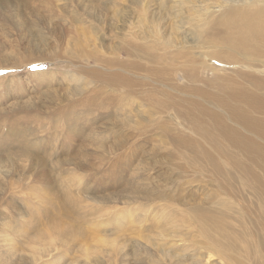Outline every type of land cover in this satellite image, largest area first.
Instances as JSON below:
<instances>
[{
    "label": "rangeland",
    "instance_id": "obj_1",
    "mask_svg": "<svg viewBox=\"0 0 264 264\" xmlns=\"http://www.w3.org/2000/svg\"><path fill=\"white\" fill-rule=\"evenodd\" d=\"M121 1L125 24L119 21V15H114L118 0L70 3L60 0L55 14L66 16L73 9L82 13L80 5H84L89 30L86 28V37L91 43L95 40L99 48L90 45L87 49L98 50L99 58L114 55L120 60L130 57L144 65L161 64L157 58L151 60L143 47V51L138 50V46L148 41L144 44L131 34L136 27L132 23L140 14L135 8L145 4L157 12L162 0ZM252 1L257 6L264 4V0ZM3 7H0V43L5 41L0 44V264H168L170 259L169 264H176L173 257H167L168 252L178 250L175 243L166 245L165 252H155L144 238L134 237L137 223L129 221L135 215L150 216L163 203L184 208L192 199L213 202L215 198L208 194L214 191L235 200L232 205L239 203L235 205L239 210H249L247 205L252 197L249 191L257 188L255 183L238 172L228 159L219 156V150L208 145L199 148L197 142L202 147L199 141L203 140L191 124L176 111L160 107L147 97L153 95L148 89L155 85L162 87L160 81L150 80L144 71L126 70L136 80L134 90L126 92L123 85L112 86L99 76L93 78L88 74L79 91L69 94L65 78L69 73H78L76 65L100 70L101 60H74L70 56L69 22L45 19L47 12L43 6L39 11L43 14L41 20L32 10L20 8L21 26L16 25L13 10ZM58 21L68 32L62 30ZM5 34L9 36L4 37ZM29 34L38 42L37 47L30 44ZM121 39L139 45L124 49L119 46ZM140 79L145 81L140 83ZM159 89L155 90L157 98L163 97ZM226 150L234 151L232 147ZM66 188L71 194L69 211L65 210L69 205H64L63 199ZM49 205L63 209V226L75 231L71 232V238H66L71 244L67 247L61 248L55 242L56 236L48 224L54 214L45 207ZM40 222V227L46 225V232L50 229L43 238H38L36 232ZM115 222L123 226L127 223L125 228L130 224L123 236L117 234ZM244 222L248 224L246 219ZM261 226L258 249L264 256V222ZM145 227L138 234L153 236L149 226ZM80 229L85 231L82 236ZM89 246L94 249L92 255ZM191 248L180 252L184 257L182 264H192L188 258ZM201 250L200 254H205L202 259L208 256V262H215V256Z\"/></svg>",
    "mask_w": 264,
    "mask_h": 264
},
{
    "label": "bare ground",
    "instance_id": "obj_2",
    "mask_svg": "<svg viewBox=\"0 0 264 264\" xmlns=\"http://www.w3.org/2000/svg\"><path fill=\"white\" fill-rule=\"evenodd\" d=\"M59 1L0 0V7L4 5L5 10L12 9L13 15L17 17L16 25L21 26L22 24L18 23L20 8L32 10L41 20L43 14L39 11L43 6L47 12L45 19L59 18L69 22L72 35L69 39L70 56H73L74 60H101L100 70L76 65L78 73H69L66 78L64 76L69 83V94L79 91L88 74L93 78L99 76L112 86L123 85V90L129 92L134 90L136 80L128 72L144 71L150 80L160 81L162 85L148 89L147 92L153 95L147 97L160 104V107L176 111L192 125L198 138L203 140L199 141L202 147L197 142L199 148L208 145L219 150V156L228 159L238 172L243 173L257 186L250 188L252 197L246 212L236 207L239 203L232 205L235 200H230L231 197L222 196L217 191L208 194L209 197L215 198L213 202H194L192 199L193 202L184 208L169 203L160 204L150 216L135 215L129 221L137 223L133 230L134 237L144 238L155 252H165L166 245L175 243L178 250L168 252L167 257H173L172 261L176 264L183 263L184 257L180 252L188 247H192L188 256L192 264H202V261L203 264H264V256L260 255L258 249L263 232L261 224L264 222V4L257 6L252 0H162L158 2L160 9L157 12L160 14L145 4L135 8L140 10V14L132 23V27H136L131 35L143 40L144 44L148 42L144 46H138L136 42L121 39L119 46L124 49L138 46L139 51H143V47V52L147 53L151 60L157 58L162 62L144 65L135 63L130 57L120 60L114 55H101L99 58L98 50L90 48V52L87 48L95 45V40L92 37L94 43H91L85 34L86 28L88 30L84 19L87 14L83 11L85 6L80 5L83 14L73 9L76 12L70 11L72 14H67L70 18L60 14L56 17ZM71 1L73 2L65 0V3ZM118 1L114 15H119V21L125 24V16L120 11L123 8L119 6L122 1ZM3 22H6V19ZM57 23L63 31L68 32L59 21ZM28 37L30 44L37 47L35 38L30 34ZM10 52L16 54L13 50ZM143 81L145 80H139L140 83ZM156 88H160L159 92L163 97H156ZM175 90H181L182 93L177 95ZM231 147L233 152L226 150ZM23 150L27 152L25 146ZM203 154L212 159L207 150H203ZM213 158L216 159L214 156ZM70 197V191L66 188L64 205H69ZM45 207L50 208V214H54L53 218L48 219V224L51 232L55 234L54 237L56 236L55 242H58L61 248L69 246L66 238H71L73 229L63 226V209L54 205ZM65 210H71L70 205ZM248 216L249 219L246 218ZM79 218L84 219V215ZM146 220L149 223H145ZM40 225L41 222L36 232L38 238H43L50 229L46 232V225ZM124 226L121 222H115L117 234L123 236L130 224L126 228ZM145 226H149V231L154 232L153 236L138 234L147 229ZM73 233L75 234V231ZM84 233V230H79L80 236ZM186 241L187 245L180 244ZM201 249L215 256V262H208V256L202 259L205 254H200ZM88 250L91 255L92 252L95 253L91 246ZM43 252L40 250V253ZM169 261L171 262V259Z\"/></svg>",
    "mask_w": 264,
    "mask_h": 264
}]
</instances>
